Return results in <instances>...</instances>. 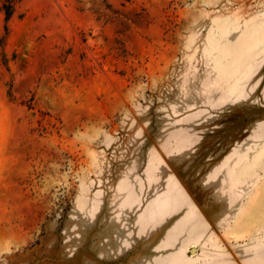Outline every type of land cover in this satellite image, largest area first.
<instances>
[{"label": "rangeland", "instance_id": "rangeland-1", "mask_svg": "<svg viewBox=\"0 0 264 264\" xmlns=\"http://www.w3.org/2000/svg\"><path fill=\"white\" fill-rule=\"evenodd\" d=\"M0 264H264V0L0 12Z\"/></svg>", "mask_w": 264, "mask_h": 264}, {"label": "trees", "instance_id": "trees-1", "mask_svg": "<svg viewBox=\"0 0 264 264\" xmlns=\"http://www.w3.org/2000/svg\"><path fill=\"white\" fill-rule=\"evenodd\" d=\"M17 0H0V12L4 16V20L8 21L14 12V6Z\"/></svg>", "mask_w": 264, "mask_h": 264}, {"label": "crops", "instance_id": "crops-1", "mask_svg": "<svg viewBox=\"0 0 264 264\" xmlns=\"http://www.w3.org/2000/svg\"><path fill=\"white\" fill-rule=\"evenodd\" d=\"M177 208H175V211H174V213H177V212H179L180 210H181V206H180V204H178V206H176ZM180 209V210H179ZM174 215V214H173Z\"/></svg>", "mask_w": 264, "mask_h": 264}]
</instances>
